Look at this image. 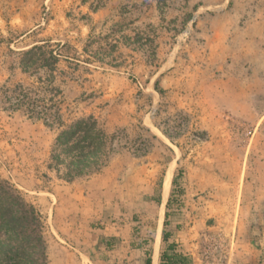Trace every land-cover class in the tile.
I'll use <instances>...</instances> for the list:
<instances>
[{
    "label": "rangeland",
    "instance_id": "374dc122",
    "mask_svg": "<svg viewBox=\"0 0 264 264\" xmlns=\"http://www.w3.org/2000/svg\"><path fill=\"white\" fill-rule=\"evenodd\" d=\"M17 88L62 128L95 119L98 173L50 167L60 129L5 109ZM263 145L264 0H0V264H143L157 233L159 257L183 179L234 210L264 193Z\"/></svg>",
    "mask_w": 264,
    "mask_h": 264
},
{
    "label": "crops",
    "instance_id": "0c3cea01",
    "mask_svg": "<svg viewBox=\"0 0 264 264\" xmlns=\"http://www.w3.org/2000/svg\"><path fill=\"white\" fill-rule=\"evenodd\" d=\"M258 156L264 159V153ZM202 172L199 170L195 178H185L181 183L183 190L178 196L179 213L166 229L170 233L168 243L175 245V250L188 259V264H259L260 261L263 264L264 193L260 189L253 192V197H249L246 203L242 199L234 210L229 206L216 209L210 200L201 206V201H206L201 196L205 186ZM192 176L195 175L190 174ZM210 182V179L207 180L208 184ZM251 183L258 187L252 179ZM261 189L264 191V188ZM242 197L245 199V196ZM203 210H217V223L209 224V213ZM123 262L127 261L114 264Z\"/></svg>",
    "mask_w": 264,
    "mask_h": 264
},
{
    "label": "trees",
    "instance_id": "16d2710c",
    "mask_svg": "<svg viewBox=\"0 0 264 264\" xmlns=\"http://www.w3.org/2000/svg\"><path fill=\"white\" fill-rule=\"evenodd\" d=\"M42 102L43 100L39 96H32L29 91L17 88L13 92V96L5 99L4 104L6 105L5 109L8 110H15L21 107L24 109L25 114H28V118L40 120L46 127L60 129L51 149L50 167H55L58 173L62 171L65 181L68 182L76 177L98 173L104 166V157L107 155V149L110 150V148H107L108 140L96 127L95 119L92 116L77 119L69 126L62 128L63 123L58 112L59 109H56L54 114H50L49 109ZM172 183H174V179ZM178 193L181 194L182 191ZM17 198L21 199L19 196ZM169 201L170 199L168 198L166 207H168ZM20 204L21 206L25 205L22 202ZM26 214L31 216V218L39 215L31 205H29V210L26 211ZM166 216L167 213H165ZM164 225H166V222H164ZM0 229L3 231L7 230L4 226ZM169 236L170 233L166 228L162 230V241L167 242ZM166 247L167 251L160 253L157 264H188V259L175 250L176 247L173 243H168ZM144 255L143 264H151L149 251L145 250ZM120 264L130 263L123 262Z\"/></svg>",
    "mask_w": 264,
    "mask_h": 264
},
{
    "label": "bare ground",
    "instance_id": "6f19581e",
    "mask_svg": "<svg viewBox=\"0 0 264 264\" xmlns=\"http://www.w3.org/2000/svg\"><path fill=\"white\" fill-rule=\"evenodd\" d=\"M170 175H171V173L169 171V172H167V174H166V176L164 178L162 205H163V202H164V199H165V196H166V192L168 190V186H169V182H170ZM158 236H159V233H157L156 241H155V244H154V247H153V251H152V254H151L152 264H157V260H158Z\"/></svg>",
    "mask_w": 264,
    "mask_h": 264
},
{
    "label": "water",
    "instance_id": "95a60500",
    "mask_svg": "<svg viewBox=\"0 0 264 264\" xmlns=\"http://www.w3.org/2000/svg\"><path fill=\"white\" fill-rule=\"evenodd\" d=\"M151 264H152V261H151Z\"/></svg>",
    "mask_w": 264,
    "mask_h": 264
}]
</instances>
